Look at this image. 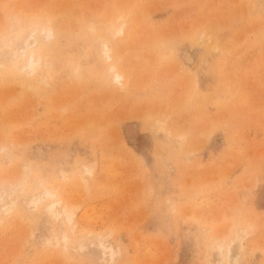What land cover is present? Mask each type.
I'll return each instance as SVG.
<instances>
[{
    "label": "rangeland",
    "instance_id": "1",
    "mask_svg": "<svg viewBox=\"0 0 264 264\" xmlns=\"http://www.w3.org/2000/svg\"><path fill=\"white\" fill-rule=\"evenodd\" d=\"M0 264H264V0H0Z\"/></svg>",
    "mask_w": 264,
    "mask_h": 264
},
{
    "label": "bare ground",
    "instance_id": "2",
    "mask_svg": "<svg viewBox=\"0 0 264 264\" xmlns=\"http://www.w3.org/2000/svg\"><path fill=\"white\" fill-rule=\"evenodd\" d=\"M46 33H48V36H50L51 35V30L50 29H48L47 30V32ZM33 51H31V53H28L27 52V54H28V56H27V62H26V64L23 66L24 67V69H26V71H28L29 73H31V74H33L36 70H37V65H38V63H39V57H37L36 56V54H34V53H32ZM121 76H116V82L118 83V84H121ZM239 234H240V232H237L235 235H237V236H239ZM236 241H238V242H241V240H240V238H238ZM105 243H103V244H101L102 246H101V248H102V253H103V259L105 260V261H107L108 263H112V261L114 260V257H113V253L110 251V249H107V246L106 245H104ZM222 250H223V248L222 247H219V251L220 252H222ZM232 251H230V248L228 249V251L225 253V254H227V257L228 258H225V260H224V258H223V256H221V258H220V260L222 261V262H224V261H226V259L227 260H229V258H230V253H231ZM221 254H223V253H221ZM235 258V257H234ZM238 258V257H237ZM232 260H233V258H232ZM236 260V259H235ZM237 261V260H236ZM227 262V261H226ZM232 263V262H231Z\"/></svg>",
    "mask_w": 264,
    "mask_h": 264
}]
</instances>
